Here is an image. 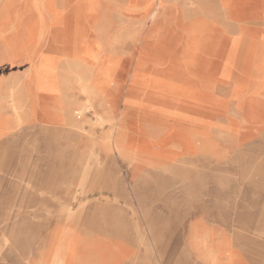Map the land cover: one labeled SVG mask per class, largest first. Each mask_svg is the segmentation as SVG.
I'll use <instances>...</instances> for the list:
<instances>
[{
	"label": "crops",
	"instance_id": "0c3cea01",
	"mask_svg": "<svg viewBox=\"0 0 264 264\" xmlns=\"http://www.w3.org/2000/svg\"><path fill=\"white\" fill-rule=\"evenodd\" d=\"M159 1L155 7L156 21H148L152 23L151 30L178 32L177 41H182L183 52L189 42L186 32H200L199 55L196 53L192 61L182 59L184 55L158 56L148 69L138 60L127 77L123 64L126 61L115 52L118 58L113 63L123 68L121 85L108 87L94 99L104 120L112 123L111 128L98 132L94 126L88 128L87 138H80L76 132L82 121L71 113L84 103V97L74 73L63 71L76 61L67 59L62 51L46 53L56 62L59 88L63 82L69 86L65 93L37 89L35 82L29 81L36 77L20 68V63L26 61L23 57L15 59V64L0 75V159L11 158L15 148L30 149V144H37L38 150L46 144H59L69 134L70 141L86 144L87 155L93 159L95 150L92 152L89 145L97 144L96 151L110 164L106 173L110 182L97 192L87 184V195L72 203L94 209L84 216L71 215L66 221L69 224L63 225L61 220L50 230L49 237L58 246L73 254L75 260L78 257L76 263L68 255L65 264H160L153 258L150 262H135L137 256L144 255L167 256L162 264H208L202 258L206 255H219L218 264H251L232 241L236 238L232 218L222 214L224 196L218 184L210 189V213L184 217L186 211L169 215L151 210L149 214L136 215L126 210L131 202L126 198L127 191L175 189L169 183L143 182L146 176L217 177L223 173L220 166L254 159L255 147L264 144V7H242L241 0H232L229 6L221 0H164V7L159 8ZM239 8L240 15L233 16V9ZM43 29L41 46L59 48L91 47L100 35H108L104 29L90 34L77 32L78 37L74 29L73 37L65 36L64 26L47 25ZM4 30L7 38L0 40V44L21 41L18 36L23 35L22 29ZM240 34L243 35L235 53L229 56L233 39ZM122 35L120 31V45ZM251 46L256 54L248 56ZM153 78H166L170 88L144 85ZM113 130L109 138L108 133ZM55 149L58 150L57 145ZM201 161L216 166L190 165ZM125 174L132 176L133 182L126 183L122 177ZM91 179L89 176L88 183ZM199 183L200 186L192 184L193 189L207 192V184ZM50 187L49 198L35 193L30 202L24 200L22 205L62 206L61 193ZM9 193L11 190L7 192L6 205H21ZM58 197L60 202H55ZM100 206L105 209L100 210Z\"/></svg>",
	"mask_w": 264,
	"mask_h": 264
},
{
	"label": "rangeland",
	"instance_id": "374dc122",
	"mask_svg": "<svg viewBox=\"0 0 264 264\" xmlns=\"http://www.w3.org/2000/svg\"><path fill=\"white\" fill-rule=\"evenodd\" d=\"M26 7H30L42 19V8H44L42 0H0V22H3L5 18L13 17L14 13ZM56 7V16L63 21L73 20L76 35L77 32L90 34L97 29H101V32L104 29L112 44L111 49L126 61L123 64L127 69V77L135 61L142 60L144 69H148L152 66L151 61L156 60L158 56H182L184 53L182 41H177L178 32L154 33L151 30L152 23L148 21L143 26L129 24L127 19H137L144 12L143 8L135 7L131 0H56ZM158 7H164V2L160 0ZM46 18L49 25L64 26L61 23L55 24L53 16L48 13ZM28 24L27 20L23 23L19 22L18 26L27 27ZM7 27L14 28L13 25H7ZM44 27L45 25H41L39 30L41 45L45 36ZM120 31L123 33L121 37L119 36L121 41L123 40L121 45L117 42ZM186 36L188 37L187 34ZM188 39L185 51L192 53L193 50L189 46L193 38L188 37ZM8 43L9 41L7 45L0 44V58L12 52V46ZM41 47L44 52L56 53L57 51V54L64 52L67 48L71 50L77 48L70 45L63 48L46 45ZM80 47L83 48V46ZM197 54L199 55V52ZM26 63L25 60L22 61L20 68H25ZM93 112L92 110L86 118L80 119L82 127L76 130L80 138H87V130L93 126L97 132L113 126L112 123L105 121L104 118L102 120ZM70 138L69 134L65 135L61 143L46 144V147L40 150L35 148L37 144H30V149L15 148V152H11V158L0 159V264H36L41 254L49 249L54 241L49 235L55 224L60 225L61 220L63 225L69 224L66 221L71 215L84 216L94 209L85 205L72 206L77 198H84L87 195V184L94 187L97 192L110 182L106 175L110 164L96 151L97 144L89 145L92 152L95 150L93 159L92 156L87 155L86 144H77L70 141ZM55 145L58 146V150L55 149ZM255 155L254 159L245 158L220 166L223 167L221 169L223 173L217 177L177 174L146 176L143 182L169 183L175 189L127 191L126 198L131 202L126 206V210L136 215L149 214L151 210L158 214L169 215L186 211L183 213L184 217L210 213V189L218 184L224 196L222 214L232 218V232L236 237L232 239L234 245L249 263L264 264V144L255 147ZM190 165H204L209 168L216 166L208 161ZM233 171L234 173H231ZM89 176H92L91 183H88ZM122 177L125 178L126 183L133 182L129 174ZM199 182H202L201 185L207 184V192L193 189L192 184L200 186ZM50 186L61 193L62 206L22 205L24 200L30 202V198L35 193L48 196ZM8 190L9 192L11 190L9 195L17 199L21 205H6ZM55 202H60L59 197ZM143 202L151 203L153 206H144ZM3 203L5 205H2ZM98 208L105 209L102 206ZM217 210L220 211L218 206ZM52 220L57 222H50ZM166 257L137 256L135 262H150L153 258L155 262L162 264L166 261ZM184 258L191 259V256H184Z\"/></svg>",
	"mask_w": 264,
	"mask_h": 264
},
{
	"label": "bare ground",
	"instance_id": "6f19581e",
	"mask_svg": "<svg viewBox=\"0 0 264 264\" xmlns=\"http://www.w3.org/2000/svg\"><path fill=\"white\" fill-rule=\"evenodd\" d=\"M161 1L164 2V0ZM42 2L44 6V8H42V19L39 18V16H37L30 7H26L25 9L18 10L17 13H14L13 17H10L8 19L5 18L3 22H0V30L2 31V33L0 34V40L7 38V34L4 30L7 25H13L15 28L17 27V29L19 28L23 30V35H21L20 37L18 36V38L21 39L19 43L9 41L11 42L10 46H12V52L8 53L6 57L4 56L0 58V60H7L5 61V63H0V72L3 73L7 67L13 66L15 64L14 60L18 59L21 56L26 59L27 63L25 64V68L30 71L34 77H36V79L33 78L29 81L33 83L35 82V87L37 89L46 92L57 91L58 93H65L67 90H69V86L66 82H63L61 88H59L58 81L56 80V74L58 73L56 62L54 61L53 57H51V55L42 50L39 41V30L41 25H45V27L49 25L46 18V13H48L53 16V21L55 24L61 23L64 25L66 29L65 36L73 37V20L71 19L70 21H67L65 19V21H63L58 16H56V0H42ZM221 2L224 6H229L232 0H221ZM131 3L135 7L143 8L144 12L143 15L137 19H127L130 24L135 25L136 22H139V24L136 25H145L147 24V21H156V0H131ZM240 4L242 5V7L248 4L264 7V0H241ZM93 9L94 8H92V10ZM237 10L233 9V16L240 15L241 9L239 8ZM27 20L29 21L27 27L20 28L18 26L19 22L23 23ZM186 34L188 35V37L193 38V41L189 46L190 48H192L193 52L186 53V51H184V56H182L181 58L192 61L197 55V42L198 40H200L201 35L198 31L189 30L188 32H186ZM242 35L243 34H240L238 37H235L233 39V45L228 52L229 56L235 53V48L239 44ZM78 36L79 35H77V37ZM253 39L254 38H252L251 40ZM13 43L15 44V46ZM110 43L111 42L110 40H108V35H100L94 46H84V48L77 47L73 50L67 48L62 53L63 56H65L67 59L76 61V63L74 64H68V66L64 68L63 71L74 73L73 75L76 78L75 82H77L76 84L80 89V95L84 97V103L80 105V107H78L76 110H73V112L71 113V116L75 119L80 120L82 118H86L88 114H91V111L93 110L94 115L99 116L103 120L104 114L100 110H98L97 106L94 104V99L101 95L108 87L121 85L120 81H122L123 68L121 67V69H119L118 64L113 63V61L116 60L118 56L109 47ZM255 54L256 51L253 46H251L249 48V51L247 52V55L253 56ZM136 70L137 68L134 70V77L137 75L135 73ZM144 85L159 89H168L170 88L171 83L166 78H153L152 80L145 81ZM113 131L108 133L109 138H111V135H113ZM68 255H70L69 259H71L73 262L79 263L78 257H76L75 260L73 254L66 253L61 246L57 245V241L54 240L52 241L49 249L45 250L41 254L36 264H65ZM202 258H204V260L208 264H218V262H220L219 255H206L202 256ZM83 263H85V261H83Z\"/></svg>",
	"mask_w": 264,
	"mask_h": 264
}]
</instances>
